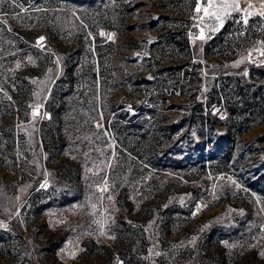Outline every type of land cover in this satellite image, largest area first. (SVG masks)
Segmentation results:
<instances>
[{"label": "rangeland", "instance_id": "rangeland-1", "mask_svg": "<svg viewBox=\"0 0 264 264\" xmlns=\"http://www.w3.org/2000/svg\"><path fill=\"white\" fill-rule=\"evenodd\" d=\"M0 264H264V0H0Z\"/></svg>", "mask_w": 264, "mask_h": 264}, {"label": "trees", "instance_id": "trees-1", "mask_svg": "<svg viewBox=\"0 0 264 264\" xmlns=\"http://www.w3.org/2000/svg\"><path fill=\"white\" fill-rule=\"evenodd\" d=\"M60 84H62V80L59 81ZM219 106H223V108L226 110V118L224 119V121H222L221 124L225 125L226 128L229 130V132H231L232 130L236 131V130H240V131H245L248 128H250L252 125H254L257 122H261L262 120H255V119H245L244 117L240 116L238 111L239 108L237 106L236 103H228L226 102V104L224 105V103H218ZM200 105H196L194 108V113L195 116L193 115L191 118V122L193 124H203L205 122V120L201 117H199L198 115H196L197 113L201 112L200 109ZM179 124H182L179 123ZM177 126V127H176ZM174 131H177L179 129L178 125H175V127L173 128ZM170 135V134H168ZM230 154V150H225L224 151V155L225 157L229 156Z\"/></svg>", "mask_w": 264, "mask_h": 264}, {"label": "snow or ice", "instance_id": "snow-or-ice-1", "mask_svg": "<svg viewBox=\"0 0 264 264\" xmlns=\"http://www.w3.org/2000/svg\"><path fill=\"white\" fill-rule=\"evenodd\" d=\"M233 5H223V7H232ZM209 7H211V4H209ZM200 9L199 8H197V11H199ZM204 11H205V14H208V8H205L204 9ZM201 38H203V36H201ZM44 38L42 37L41 38V41L43 40ZM39 43V42H38Z\"/></svg>", "mask_w": 264, "mask_h": 264}, {"label": "built area", "instance_id": "built-area-1", "mask_svg": "<svg viewBox=\"0 0 264 264\" xmlns=\"http://www.w3.org/2000/svg\"><path fill=\"white\" fill-rule=\"evenodd\" d=\"M193 18L198 19V18H199V14H197V13L194 14V15H193Z\"/></svg>", "mask_w": 264, "mask_h": 264}, {"label": "water", "instance_id": "water-1", "mask_svg": "<svg viewBox=\"0 0 264 264\" xmlns=\"http://www.w3.org/2000/svg\"><path fill=\"white\" fill-rule=\"evenodd\" d=\"M205 2L204 1H202V4H204Z\"/></svg>", "mask_w": 264, "mask_h": 264}]
</instances>
